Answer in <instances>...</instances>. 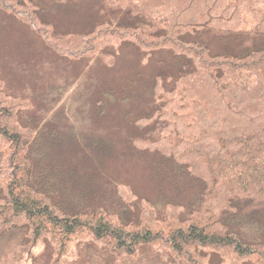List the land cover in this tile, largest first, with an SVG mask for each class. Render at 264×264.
Here are the masks:
<instances>
[{"label":"trees","instance_id":"trees-1","mask_svg":"<svg viewBox=\"0 0 264 264\" xmlns=\"http://www.w3.org/2000/svg\"><path fill=\"white\" fill-rule=\"evenodd\" d=\"M107 1L121 19L88 32L57 31L34 0H0V8L76 61L115 57L112 48L126 42L146 62L164 52L151 88L156 106L134 121L130 142L159 155L177 188L183 181L199 188L188 201L165 197L163 216L157 201L127 183L115 192L123 211L68 200L60 181L36 165L47 131L22 116L33 101L8 93L0 79V243L22 235L31 252L49 240L52 264L81 241L124 259L149 245L173 264H264V0ZM193 34L209 40L187 38ZM218 35L246 39L244 52L213 54ZM136 200L135 215L127 208Z\"/></svg>","mask_w":264,"mask_h":264},{"label":"rangeland","instance_id":"rangeland-1","mask_svg":"<svg viewBox=\"0 0 264 264\" xmlns=\"http://www.w3.org/2000/svg\"><path fill=\"white\" fill-rule=\"evenodd\" d=\"M34 1L42 8L43 19L60 32H88L105 20L121 19L107 0ZM198 35L187 38L208 39ZM232 38L236 37L218 35L209 43L211 52H244L247 40ZM112 49L115 57L76 61L60 56L28 24L0 8V79L8 93L33 101L31 111L22 112V116L38 120L41 132L47 131L42 141L44 152L36 165L50 173L54 182L60 181L63 190L58 192L68 200L84 197L96 207L123 211L115 192L120 183H127L141 197L157 201L163 216L165 197L188 201L191 192L199 188L189 181L177 188L164 176L165 165L159 155L136 151L130 142L138 131L134 121L156 106L151 91L153 76L159 69L156 62L166 55L157 52L146 62L130 42ZM133 207L127 209L136 215L141 200ZM25 247L22 235L2 241L0 264H52L56 258L55 244L49 240L31 252ZM59 264L173 263L162 261L154 246L145 245L138 255L124 259L102 244L81 241L69 244Z\"/></svg>","mask_w":264,"mask_h":264}]
</instances>
